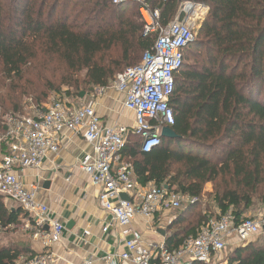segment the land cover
Returning <instances> with one entry per match:
<instances>
[{"label": "trees", "instance_id": "1", "mask_svg": "<svg viewBox=\"0 0 264 264\" xmlns=\"http://www.w3.org/2000/svg\"><path fill=\"white\" fill-rule=\"evenodd\" d=\"M145 2L159 11L162 27L184 18L180 8L185 2L202 5L208 11L197 21L193 31L196 38L183 50V64L175 75L168 102L174 118L170 129L177 137L162 138L160 146L147 154L140 152L138 137L127 140L123 154L137 183L177 187L183 195L197 199L200 188L177 185L170 177L171 165L186 164L190 178L200 177L203 171L210 173L206 171L207 160H197L182 149L186 148L184 144L196 143L193 138L208 141L220 137L228 141L226 161L235 166V177H242L241 186L253 191L264 182V0ZM130 7L135 11L126 14ZM138 7L137 0L118 4L113 0H0V62L5 78L12 77L9 80L14 83L33 59L54 55L63 63L62 78L67 80L59 79L58 86H72L83 72L85 86L92 90L109 87L115 76L126 69L120 71L122 67L127 63L129 67L137 65L141 60L138 55L152 48L153 38L142 37ZM115 50H119V56L113 54ZM195 50H200L198 57ZM41 80L45 81L43 89L57 94L55 84ZM17 91L42 96L38 88L11 89L5 85L0 91V121L8 111H18ZM233 147L237 148L231 151ZM244 149L247 161L242 156ZM242 200L247 209L248 197L239 198L234 191L222 194L218 213L224 215L231 210L238 223L244 218L238 211ZM21 215V209H8L0 196V232L20 226ZM184 216L185 213L177 216L170 226L174 232L164 242L168 249L178 248L211 219L204 215L197 229L184 233L185 229L175 227L186 223ZM32 254L27 246L19 249L0 244V264H16L19 257ZM226 262L264 264V245L252 241L236 247Z\"/></svg>", "mask_w": 264, "mask_h": 264}, {"label": "built area", "instance_id": "2", "mask_svg": "<svg viewBox=\"0 0 264 264\" xmlns=\"http://www.w3.org/2000/svg\"><path fill=\"white\" fill-rule=\"evenodd\" d=\"M122 1L114 0V4ZM137 2L142 37L153 38L152 48L137 65L118 73L109 87L97 88L95 93L103 95L111 89L122 95L123 108L134 116L132 128L102 124L92 106H76L61 94L52 95L43 110L30 103L31 115H7L0 121V196L21 209L25 230L43 247L40 253L19 257L16 264H55L51 248L61 241L64 226L37 201V186L26 188L15 171L39 170L48 155L58 154L64 132L81 137L87 145L78 166L90 185L99 190V206L110 217L102 231L111 227L120 231L124 250L108 254L103 258L105 264H227L217 256L227 250L229 241L241 246L264 238V206L255 216L241 218L238 223L231 210L218 213L175 249L164 243L146 244L131 228L136 217L153 221L161 210H180L185 199L177 187L139 185L123 151L128 138L136 136L140 152L150 153L161 144V130L174 125L168 104L174 78L183 64V50L194 39L196 21L208 11L185 2L180 8L184 18L162 27L159 11L145 0ZM121 195L128 200H122Z\"/></svg>", "mask_w": 264, "mask_h": 264}, {"label": "crops", "instance_id": "3", "mask_svg": "<svg viewBox=\"0 0 264 264\" xmlns=\"http://www.w3.org/2000/svg\"><path fill=\"white\" fill-rule=\"evenodd\" d=\"M122 102V95L107 90L89 105L94 108L102 124L130 129L134 116L123 108ZM86 150L87 145L81 137L64 132L60 136L58 154L48 155L39 170L15 171L26 188L37 186V201L46 205L52 217L64 226L61 241L51 248L55 264H85L87 261L105 264L103 258L108 254L124 250L117 228L102 231L109 224L110 217L99 206V190L90 185L78 166ZM124 157L127 159L126 154ZM46 183H49L48 189H45ZM172 212L161 210L155 214L153 221L136 217L131 228L142 235L146 244H163L174 232L170 226L177 217ZM84 231L88 232V236L83 237ZM28 244L33 254L43 251L32 235ZM226 257L227 252H224L217 256V260L226 262Z\"/></svg>", "mask_w": 264, "mask_h": 264}, {"label": "rangeland", "instance_id": "4", "mask_svg": "<svg viewBox=\"0 0 264 264\" xmlns=\"http://www.w3.org/2000/svg\"><path fill=\"white\" fill-rule=\"evenodd\" d=\"M134 11L135 10L130 7L128 8V10H125V13L130 14ZM70 19L72 20V17ZM196 27L197 21L194 29H196ZM194 36L196 38V35ZM199 51L200 50H195L193 52L195 53L194 55L196 57H198ZM113 54L115 56H119V50H115ZM142 55L143 54L138 55V61L141 59ZM192 62L193 60L190 63ZM63 67V63L57 58V56L39 55L36 59H33L31 63H29V65L23 70L21 78L16 79L14 83H11L9 79L12 77H9L7 79L5 78L4 69L2 63L0 62V91L5 85L11 89L12 87L16 86H23L30 89L38 88L42 90V96H34L28 92H26V94H20V92L17 91L15 95L18 111H8L5 116L11 115V113H14L13 115H31L32 111L30 103L33 105L36 103L41 105L42 107H46L48 105L53 92H49L47 89H43V82L45 81H42L41 78H45L46 81H50L55 84L58 89L54 92H56L57 94H61L69 102L76 106L89 105L91 101L99 96L95 94L97 89L92 90L87 85L85 86V84L83 83V72L80 73L77 82H75L72 86H58L57 83L59 79H63V81L65 79L62 78ZM127 67H129L128 63L124 67H122L120 71ZM52 75L54 78H52ZM28 83H31L32 86L28 85ZM80 94H83L82 98L80 97ZM124 123L128 122L125 121ZM133 140L137 141V139ZM192 140L196 141V143L192 144V142H190L189 144H184L186 148L182 149L183 153H186L191 157H195L197 160H207L208 166L206 168V171L211 170V172L204 173L203 171L200 172V177L190 178L186 175V164L173 163L171 165L170 177H173L175 179V183L177 185H182L185 188H188L189 185H195L200 188V195L199 197H197V199L184 195L185 199L182 202L181 209L172 212V215L174 217L185 213L184 217L186 219V223L181 226H175L176 229H185L184 233H186L189 229H197L196 227L200 223L204 215H208L211 218L217 216L219 210V199L221 198L222 194H225L229 191H234L239 198H249V207L245 209L244 201L242 200L238 209L239 212H243L244 218L255 216L263 207L264 182L257 184L253 191H249L241 186L240 181H242V177L236 178L234 175L236 171L235 166L228 164V162L226 161V153L229 149L226 147V145L228 144L227 140H224L220 137H217L216 140L208 141H203L198 137L193 138ZM236 148L233 147L231 151L235 150ZM242 156L244 157L245 161L248 160L245 149L243 150ZM192 199H196L195 202L192 203ZM3 201L8 209L17 208L16 205L10 203L4 198ZM25 219V217L20 216V226H18L17 228H9V230L0 232L1 245H9L18 247L19 249H22V247L24 246L30 247L28 241L31 237V232L26 231L24 228ZM255 239L256 241L254 242L256 243V245H264L263 237H257ZM236 247L237 246L235 244V240H231L228 242L227 250L225 252H227V255H229Z\"/></svg>", "mask_w": 264, "mask_h": 264}, {"label": "water", "instance_id": "5", "mask_svg": "<svg viewBox=\"0 0 264 264\" xmlns=\"http://www.w3.org/2000/svg\"><path fill=\"white\" fill-rule=\"evenodd\" d=\"M145 1H147V0H145ZM80 97L82 98L83 94H80ZM161 137L164 138V139H167V140H173L177 136L170 128L165 127V128H163L161 130ZM48 186H49V183H46L45 184V189H48ZM120 197L124 201L128 200V198L125 195H121ZM69 226H70V224L67 226V228H69Z\"/></svg>", "mask_w": 264, "mask_h": 264}]
</instances>
